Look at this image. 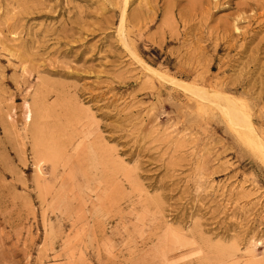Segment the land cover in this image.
<instances>
[{
	"label": "rangeland",
	"instance_id": "1",
	"mask_svg": "<svg viewBox=\"0 0 264 264\" xmlns=\"http://www.w3.org/2000/svg\"><path fill=\"white\" fill-rule=\"evenodd\" d=\"M0 264H264V0H0Z\"/></svg>",
	"mask_w": 264,
	"mask_h": 264
}]
</instances>
